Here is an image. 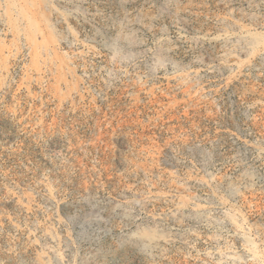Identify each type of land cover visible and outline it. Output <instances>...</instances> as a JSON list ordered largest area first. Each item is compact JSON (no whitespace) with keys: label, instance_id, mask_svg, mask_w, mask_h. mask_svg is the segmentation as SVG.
<instances>
[{"label":"rangeland","instance_id":"rangeland-1","mask_svg":"<svg viewBox=\"0 0 264 264\" xmlns=\"http://www.w3.org/2000/svg\"><path fill=\"white\" fill-rule=\"evenodd\" d=\"M0 264H264V0H0Z\"/></svg>","mask_w":264,"mask_h":264}]
</instances>
